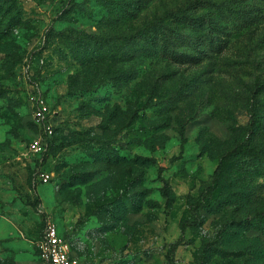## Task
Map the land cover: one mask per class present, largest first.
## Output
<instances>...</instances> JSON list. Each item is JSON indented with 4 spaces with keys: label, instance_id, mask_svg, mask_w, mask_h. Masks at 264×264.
<instances>
[{
    "label": "rangeland",
    "instance_id": "obj_1",
    "mask_svg": "<svg viewBox=\"0 0 264 264\" xmlns=\"http://www.w3.org/2000/svg\"><path fill=\"white\" fill-rule=\"evenodd\" d=\"M49 221L82 264H264V0H0V264Z\"/></svg>",
    "mask_w": 264,
    "mask_h": 264
},
{
    "label": "built area",
    "instance_id": "obj_2",
    "mask_svg": "<svg viewBox=\"0 0 264 264\" xmlns=\"http://www.w3.org/2000/svg\"><path fill=\"white\" fill-rule=\"evenodd\" d=\"M33 107L37 121L44 126L46 131L52 133L53 125L50 122V110L46 100L42 96H37ZM44 148L40 137L31 141L33 151L41 152ZM51 177V173L48 171H43L40 174V179L44 182H48ZM40 245L41 255L49 264H82L73 254L70 241L60 233L58 225L52 221L47 223Z\"/></svg>",
    "mask_w": 264,
    "mask_h": 264
},
{
    "label": "trees",
    "instance_id": "obj_3",
    "mask_svg": "<svg viewBox=\"0 0 264 264\" xmlns=\"http://www.w3.org/2000/svg\"><path fill=\"white\" fill-rule=\"evenodd\" d=\"M222 165H223V162H220L219 165H218V168L215 171L214 175H215L216 180L218 179V175H219V173L221 171ZM214 187H215V185L212 188H214ZM166 196H167V194H166ZM200 207H201V204L199 202H197V201H193L191 203L190 210L192 212V216L199 217V215H200V211H199ZM187 227H188L187 222L182 224L181 229H182L183 233H185V231L187 230ZM176 246H177V243H172V245H171L172 251L175 250Z\"/></svg>",
    "mask_w": 264,
    "mask_h": 264
}]
</instances>
